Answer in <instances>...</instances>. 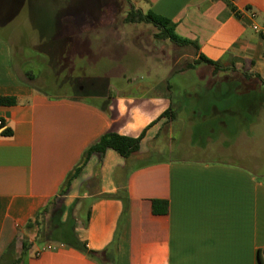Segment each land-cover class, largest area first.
Here are the masks:
<instances>
[{"label":"crops","instance_id":"0c3cea01","mask_svg":"<svg viewBox=\"0 0 264 264\" xmlns=\"http://www.w3.org/2000/svg\"><path fill=\"white\" fill-rule=\"evenodd\" d=\"M132 4L171 21L178 37L196 43V61L218 62L226 77H196V64L214 68L194 63V70L132 86L121 68L134 69L121 60L116 85L126 92L112 93L115 76L98 91L85 72L87 82L73 92L49 94L26 62L16 68L0 39V99L13 101L0 104V260L15 242L18 264L264 263V156L254 151L264 109V38L252 29L264 24V0ZM90 50L88 44L87 63ZM169 110L173 118L164 117ZM144 131L138 154L94 153L60 195L102 136ZM120 192L125 203L100 197ZM153 201L167 202V214L155 215ZM43 216L47 237L36 243ZM46 244L64 247L38 253Z\"/></svg>","mask_w":264,"mask_h":264},{"label":"rangeland","instance_id":"374dc122","mask_svg":"<svg viewBox=\"0 0 264 264\" xmlns=\"http://www.w3.org/2000/svg\"><path fill=\"white\" fill-rule=\"evenodd\" d=\"M133 1L0 0V39L10 46L16 68L19 69L20 59L23 65L26 62L25 70L39 76L38 85L37 82L35 85L49 94L73 92L75 84L87 82L80 77L85 72L92 77L90 84L92 82L98 91L106 79L115 76L116 79L111 80L115 84L111 85L114 94L126 92L123 86L116 85L117 81L121 82L116 76L124 70L126 77L134 80L132 86L140 83L143 87L153 77L166 78L168 72L194 70L187 67L196 63L193 47L160 38V30L154 25L128 21ZM88 44L91 46L89 63L84 61ZM121 60V66L131 65L134 70L121 68L123 71H120L118 62ZM84 65L87 71L82 69ZM195 68L196 77L212 78L211 83L214 78L226 77L219 70L212 71L199 64ZM178 78L175 76L170 81L176 89L174 94L180 92ZM257 119L254 151L264 156V109ZM161 143L159 140L156 144ZM44 218V227L35 237L36 243L47 237ZM22 241L23 238L18 240L19 249ZM20 253L19 250L17 257Z\"/></svg>","mask_w":264,"mask_h":264},{"label":"trees","instance_id":"16d2710c","mask_svg":"<svg viewBox=\"0 0 264 264\" xmlns=\"http://www.w3.org/2000/svg\"><path fill=\"white\" fill-rule=\"evenodd\" d=\"M128 21L130 23H145L151 24L156 26L160 32L158 36L165 40H170L171 42L178 44L180 46H192L196 47V43L190 42L188 40L181 39L175 33L174 25L168 19L161 17L155 14L152 11L143 12L140 9H136L132 6V10L128 15ZM196 63H206L214 68L215 71L220 70V64L218 62H213L208 60L205 57H200ZM188 68H193L194 65L190 64L187 66ZM247 76V75H246ZM256 78L260 79L259 75H255ZM13 101L9 99H0V104L2 103H12ZM164 117L173 118L172 110H169L164 113ZM145 136V131L138 137V138H130L125 136H120L117 134H106L100 138V140L88 148L83 156L79 164L68 174L66 177L61 190L60 195H65L73 182L79 177L85 166L87 165L88 161L90 160L91 156L94 153H105L108 149H113L116 151L120 156L125 159H128L140 151V143ZM101 198L112 199V198H120L124 203L126 199L123 197V192L118 193L116 196H109V195H102ZM152 210L155 215H165L168 212V203L162 201H153ZM53 228H49V232L51 233ZM16 249L15 242L12 243L8 249L6 250L4 256L0 260V264H18L19 259L14 258ZM26 246L23 244V251H25ZM260 263L264 264L262 259L260 258Z\"/></svg>","mask_w":264,"mask_h":264},{"label":"built area","instance_id":"2783aa9c","mask_svg":"<svg viewBox=\"0 0 264 264\" xmlns=\"http://www.w3.org/2000/svg\"><path fill=\"white\" fill-rule=\"evenodd\" d=\"M240 17H242V14L240 15ZM252 18H255V14H251ZM252 29L254 30L255 33L259 34L260 36H262L264 38V24L263 25H259V24H253ZM4 130V124L2 121V117L0 114V135L3 133ZM63 245H56V244H46L44 245L41 250L38 253L41 252H55L58 251L59 249L63 248Z\"/></svg>","mask_w":264,"mask_h":264}]
</instances>
